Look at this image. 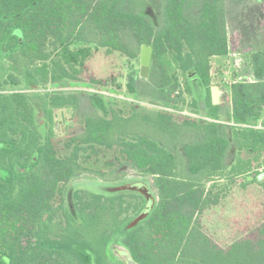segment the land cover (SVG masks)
Here are the masks:
<instances>
[{
	"label": "trees",
	"instance_id": "16d2710c",
	"mask_svg": "<svg viewBox=\"0 0 264 264\" xmlns=\"http://www.w3.org/2000/svg\"><path fill=\"white\" fill-rule=\"evenodd\" d=\"M143 45L153 47L152 63L143 90L137 76L128 79L127 92L137 100L131 114L114 110L106 94L90 92L101 113L83 118V132L69 138V152L61 154L53 110L77 108L78 94L15 87L22 80L28 88L79 81L94 50L137 57ZM228 53L225 0H165L162 27L126 0H0V264H122L115 246L128 249L138 264H264V222L222 246L201 221L222 200L218 180L233 142L254 156L238 158L230 177L250 174L264 156V48L251 56L254 81L229 86L232 110L225 117L211 98V59ZM180 76L202 79L204 117L175 119L171 110L200 112L197 99L187 103L194 95L191 78L183 83ZM99 147L116 148L153 179L154 208L141 219L148 202L130 188L111 195L78 191L77 211L66 213L65 224L56 222L57 197L73 178L93 171L82 157ZM254 175L264 187V172ZM90 231L92 240L85 238Z\"/></svg>",
	"mask_w": 264,
	"mask_h": 264
},
{
	"label": "rangeland",
	"instance_id": "374dc122",
	"mask_svg": "<svg viewBox=\"0 0 264 264\" xmlns=\"http://www.w3.org/2000/svg\"><path fill=\"white\" fill-rule=\"evenodd\" d=\"M126 2L130 8L153 19L157 27L164 25L165 0H126ZM225 7L229 53L226 56H215L211 59V75L212 85L220 87L222 113L223 116L227 117L232 110V97L229 86L236 81H254L251 56L256 51L264 48V0H225ZM129 47L133 52L139 51L135 42L133 44L130 42ZM139 57H131L120 51L109 52L106 48H99L94 50L93 54L87 59V66L79 81H72L66 85L50 82L43 87L28 88L24 86L25 80H22V85L15 88H21L22 91L29 94L45 95L50 92L78 94L79 106L77 108L53 110L54 142L61 154H67L69 151L64 150V143L69 138L83 132V118L89 114L101 113L92 103L90 92L106 94L112 98L109 104L114 110L126 116L131 114L134 101L137 100L127 92L128 79L130 76H137V83L142 90L147 82V79L139 75ZM91 79L106 81V85L94 84ZM189 79L194 95L188 96L187 103L190 105L194 99H197L200 112H190L192 111L191 106L180 112L170 109L176 114V120L183 119L185 115L197 118L204 117L202 114L207 106V90L199 76H180L183 83L189 82ZM10 88L8 87L6 92L14 90ZM145 100H149V98H145ZM139 103L150 108H161V106L153 103L144 101ZM227 119L224 121L225 123L228 125L233 124V122H228ZM257 127L260 128L261 125H257ZM86 154L92 155L82 157V162L93 171L85 172L67 183L64 186L63 193L57 197L55 207L61 206L63 209L67 205L71 207L73 202L76 201L73 195L78 191L80 193L90 191L111 195L117 190V185L120 188L128 185L127 188L129 187L130 190L134 189L140 192L145 190V193L149 196L151 203L147 212L144 214V211V215L142 214L141 217V219H145L158 199L153 179L150 176L140 175L137 170L130 167L119 156L116 148L99 147L96 152L89 151ZM253 156L245 150L239 151L233 142L226 158L228 167L224 173V178L218 180L221 190L223 188L222 200L218 205L205 210L201 215L205 231L222 246H228L241 237L254 234L264 222V187L257 180V175H254L256 172H264V156L255 160L250 174H235L230 177V169L237 163L238 158L246 160ZM96 171L105 172L106 178H101ZM122 182H124L123 185H121ZM134 182L137 183L134 184ZM143 197L147 200L146 196ZM62 208L58 209L55 221L64 224L66 219ZM85 238L92 240V231ZM120 250V246H115L113 256L124 264L119 256Z\"/></svg>",
	"mask_w": 264,
	"mask_h": 264
},
{
	"label": "water",
	"instance_id": "95a60500",
	"mask_svg": "<svg viewBox=\"0 0 264 264\" xmlns=\"http://www.w3.org/2000/svg\"><path fill=\"white\" fill-rule=\"evenodd\" d=\"M153 47L150 45H143L140 53V72L139 75L148 79L150 74V68L152 63ZM211 98L214 105L220 104V87L218 85L211 86ZM145 192V190H143ZM143 214V213H142ZM140 216V218L145 214ZM119 256L126 262V264H138L136 260L133 259L128 249L120 246Z\"/></svg>",
	"mask_w": 264,
	"mask_h": 264
},
{
	"label": "flooded vegetation",
	"instance_id": "af4514ba",
	"mask_svg": "<svg viewBox=\"0 0 264 264\" xmlns=\"http://www.w3.org/2000/svg\"><path fill=\"white\" fill-rule=\"evenodd\" d=\"M77 178V177H76ZM73 179H75V178H73ZM72 179V180H73ZM71 180V181H72ZM133 184V183H132ZM135 184V183H134ZM118 187H116L117 188V190L119 191V190H122V189H127V186L128 185H125L126 187L125 188H120L119 187V185H117ZM114 189H115V186L113 187ZM129 188V187H128ZM117 190L116 191H114V192H117ZM134 190V189H133ZM112 191V190H111ZM142 193L144 194V196H146V199H147V201H148V208H149V204L151 203V201H150V198H148L149 196L142 190ZM74 196H75V194L73 195V198H74ZM75 202V201H74ZM73 202V205L71 206V207H69L68 205L66 206V208L65 209H63L62 207H55L56 209H61L62 208V210H63V212H64V216H65V219H67V215H66V213L68 212V213H71V214H74L76 211H77V207H76V205H75V203ZM147 210L148 209H146L145 210V212L144 213H146L147 212ZM64 224H65V222H64ZM114 249V248H113ZM118 249V248H117Z\"/></svg>",
	"mask_w": 264,
	"mask_h": 264
},
{
	"label": "crops",
	"instance_id": "0c3cea01",
	"mask_svg": "<svg viewBox=\"0 0 264 264\" xmlns=\"http://www.w3.org/2000/svg\"><path fill=\"white\" fill-rule=\"evenodd\" d=\"M204 225V224H203Z\"/></svg>",
	"mask_w": 264,
	"mask_h": 264
}]
</instances>
